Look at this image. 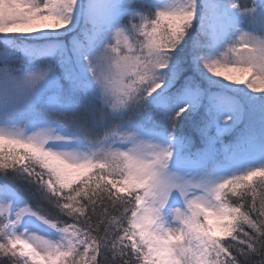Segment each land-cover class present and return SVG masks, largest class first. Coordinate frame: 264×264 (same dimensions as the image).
Returning a JSON list of instances; mask_svg holds the SVG:
<instances>
[{
	"label": "snow or ice",
	"instance_id": "obj_1",
	"mask_svg": "<svg viewBox=\"0 0 264 264\" xmlns=\"http://www.w3.org/2000/svg\"><path fill=\"white\" fill-rule=\"evenodd\" d=\"M0 46V264H264V0H0Z\"/></svg>",
	"mask_w": 264,
	"mask_h": 264
},
{
	"label": "rangeland",
	"instance_id": "obj_2",
	"mask_svg": "<svg viewBox=\"0 0 264 264\" xmlns=\"http://www.w3.org/2000/svg\"><path fill=\"white\" fill-rule=\"evenodd\" d=\"M2 47V46H1ZM226 139H227V141H226ZM223 140H224V143H230L232 140H233V136L232 135H225L224 137H223Z\"/></svg>",
	"mask_w": 264,
	"mask_h": 264
},
{
	"label": "trees",
	"instance_id": "obj_3",
	"mask_svg": "<svg viewBox=\"0 0 264 264\" xmlns=\"http://www.w3.org/2000/svg\"><path fill=\"white\" fill-rule=\"evenodd\" d=\"M0 49H2V47L0 46ZM226 141H227V139H226Z\"/></svg>",
	"mask_w": 264,
	"mask_h": 264
}]
</instances>
